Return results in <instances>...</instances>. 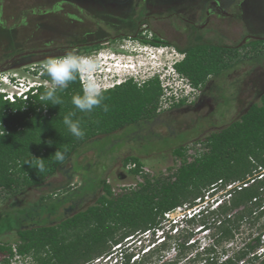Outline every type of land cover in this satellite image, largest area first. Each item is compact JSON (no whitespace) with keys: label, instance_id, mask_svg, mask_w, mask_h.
<instances>
[{"label":"trees","instance_id":"1","mask_svg":"<svg viewBox=\"0 0 264 264\" xmlns=\"http://www.w3.org/2000/svg\"><path fill=\"white\" fill-rule=\"evenodd\" d=\"M190 26L193 39L183 47L176 45L184 57L174 66L199 89L206 85L209 77L232 68L249 56V52L253 51L257 57L262 55V36L257 38L252 34L254 38L241 46L229 45L207 40L197 26ZM136 39L155 46L169 45L156 35L150 37L147 31L139 33ZM82 44H79L82 50L101 47L100 43ZM246 48L249 49L244 54L240 52ZM33 55L29 53L25 57ZM39 71L40 67L33 74ZM40 76L44 84L27 98L16 97L10 101L0 93L2 199L43 185L88 141L141 120H151L163 109L164 92L158 75L142 83L131 78L105 90L103 104L108 110L98 107L90 113L80 112L71 103L73 95L82 94L79 78L57 93L62 101L60 105L45 107L41 94L46 87L53 85L42 72ZM186 103V98L173 100L171 107ZM71 113H75L71 118L78 120L85 131L83 138L74 137L63 123L64 117ZM58 148L65 154L63 161L54 159L53 154ZM192 148L195 152L190 154ZM172 154L179 160V165L169 167L168 173L156 174L145 169L138 155H127L123 166L137 179L135 184L123 186L116 192L103 179V192L93 204L54 224L23 227L16 214L0 213V236L7 232L16 233L13 242L0 240V264H13L16 257L23 261L29 258L33 264H93L95 259L113 255L115 251L117 255L119 252L124 255L123 264H153L152 254L160 249L147 251L140 260L131 262L132 254L121 247L131 238L155 233L162 228L167 212L178 207L194 208L210 190L212 194L225 190L227 199L214 208L194 211L187 223L192 225L201 218L203 230L214 229L213 241L203 248L204 253L193 256L187 252L197 245L192 228H183L176 236L168 235L179 251L177 260L170 264H184L189 260H202L203 264H264V221L259 232L241 242L240 246L223 248L222 255L216 250L222 243L235 241L242 222L250 221L254 225L264 216V93L239 118L197 139L192 146L175 147ZM36 157L44 160L43 172L35 168ZM47 198L51 196L44 197ZM56 208L54 204L49 206L52 212ZM179 235L184 236L183 240H178ZM119 246L120 251L117 250ZM160 246L168 247L167 242ZM229 250L232 253L226 256Z\"/></svg>","mask_w":264,"mask_h":264},{"label":"rangeland","instance_id":"2","mask_svg":"<svg viewBox=\"0 0 264 264\" xmlns=\"http://www.w3.org/2000/svg\"><path fill=\"white\" fill-rule=\"evenodd\" d=\"M213 1L218 2L220 10H212L208 17ZM191 22L207 40L241 46L254 38L252 34L264 37V0H0V87H7L2 79L13 74L36 79L32 73L34 68L66 52L90 57L96 51L119 53L127 47L138 48L137 43L141 41L135 40L145 31L150 37L156 35L169 42L167 53L156 57L152 54L144 58L135 56V61H144L142 70L150 67L145 74H151L154 67L160 69L159 66L170 63L172 57L180 56L176 45L183 47L193 39ZM80 43H84L82 46L100 43L101 47L82 50ZM248 49L240 52L244 54ZM262 51L259 57L251 51L232 68L209 77L206 85L186 104L176 108L164 104L151 120H141L81 145L43 185L25 189L7 199L0 198V213L16 214L23 227L54 224L93 204L103 192V179L116 192L123 186L135 184L137 179L123 166L124 157L130 154L138 155L147 171L168 173L169 167L179 165L172 149L184 144L192 146L197 139L226 126L239 118L250 104L259 101L264 93V44ZM29 53L34 55L26 58ZM194 152L193 148L189 150L190 154ZM225 192L212 194L210 190L189 213L182 207L174 215L180 220L185 214L193 216L194 211L214 208L227 199ZM47 196L51 198L44 199ZM51 204L56 205L55 212L49 210ZM263 221L264 216L254 225L250 221L242 222L235 241L222 243L216 248L217 253L222 255L221 249L236 248L255 236ZM185 225L184 228L194 230L197 240L188 254L204 253L203 248L214 239V229L203 230L201 218L192 225L187 222ZM183 238L179 235L178 240ZM0 240L15 241V231L1 235ZM153 240L156 241L151 243V249L149 240L145 246L137 236L121 248H129L131 262L140 260L144 251L158 249L152 254L153 264H170L177 260L179 251L174 248L172 239L165 241L168 247L164 249L160 246L162 238L157 240L155 236ZM231 253L229 250L226 256ZM115 254L101 258L100 263L122 264L124 255ZM13 264L33 263L28 258L22 263L14 259ZM184 264H203V261L189 260Z\"/></svg>","mask_w":264,"mask_h":264},{"label":"clouds","instance_id":"3","mask_svg":"<svg viewBox=\"0 0 264 264\" xmlns=\"http://www.w3.org/2000/svg\"><path fill=\"white\" fill-rule=\"evenodd\" d=\"M139 40L140 39H136L135 41ZM137 44L138 48L137 46H133L132 48L127 47L124 49V52L119 53L110 51H96L94 55L87 57L78 55L75 52H66L63 55L48 58L46 62L40 66V68L42 74L50 78L53 87H46L45 91L41 94L42 104L45 107L49 104L60 105L62 101L57 93L67 89L70 83L76 81L79 78L82 82V94L73 95L71 98V103L75 106V108L78 109L80 112L84 113H90L98 107H103V110L107 111V105L103 104L105 90L113 88L116 85H119L131 78L134 79L136 82L142 83L143 81L152 78L156 75L160 77L162 73H166V75L171 78V72L168 73V71L171 69L179 73L176 70L174 64L182 60L184 54L180 52L178 53L176 51L177 54L180 55L179 57H172V59H170V63L165 62L162 66H159L161 67L160 69L154 67L153 69L155 70L152 71L151 74H145L150 70V67L148 70H142L141 67L144 65V61L140 59H136L135 61V56H140L139 58H144L145 55L152 54L156 57L157 55L167 53V50L165 49H167L168 46H155L149 43H144L142 41L138 42ZM35 69L36 68H34V70ZM41 72L39 71V73L35 75L37 77L36 79H30L28 77H25L26 85H29V87L25 90L27 95L36 93L39 87L44 84V81L40 79ZM179 74L182 75L181 73ZM7 77L9 78L2 79L7 87H0V93H3L5 95L12 91L16 92L17 89L14 87V84L17 83L18 77L24 76L13 74ZM73 115H75V113L66 115L63 119V123L74 137L78 139L83 138L85 135V131L81 127V124L78 120L74 121L71 118V116ZM53 155L54 159L57 161H63L65 159L64 152L61 151L59 148L55 151ZM36 158L37 160L35 161V168L37 171L43 172L45 170L44 160L38 157ZM28 163L31 164V162ZM193 209L194 208L184 207V211H188V213ZM190 217H192L191 214L189 216L188 214H185L184 218L180 219L178 222L173 221V219L167 218L163 220L162 228L155 230V233L148 232L149 236L144 238V240L146 239L150 241V244H148V246L150 247L149 249H151V243H154L156 241L153 240L155 239V236L157 240L162 238V240L160 241L161 243L159 242L160 245H162L165 241L169 240L168 235L176 236L177 233L179 234L180 230L186 226L185 224L187 222V219ZM175 229L177 230L175 231ZM173 231L175 232V234L172 233ZM117 249H120V246ZM125 249H127L128 253L129 248ZM119 254L122 255L121 252H119ZM121 255L117 256L121 257ZM105 256H103L102 259H104ZM18 258L19 257L15 258L16 260H18L17 262L22 263L23 260ZM105 263L108 264L107 262H104V264ZM93 264H95V262H93Z\"/></svg>","mask_w":264,"mask_h":264},{"label":"built area","instance_id":"4","mask_svg":"<svg viewBox=\"0 0 264 264\" xmlns=\"http://www.w3.org/2000/svg\"><path fill=\"white\" fill-rule=\"evenodd\" d=\"M171 72L172 77H168L166 73H162L160 75V81L161 86L163 88L164 95L162 97V108L164 104H169L173 102V100L178 101L181 98H186L188 101L191 97H194L196 95V92H198L199 88L195 87L188 78L180 75L179 73L173 71L172 69L168 71V73ZM8 79V78H7ZM14 87L17 89L16 92H9L5 95V98L9 99L10 101H14L16 97H22L27 98L28 95L25 92V90L29 87V85H26V78L25 77H18L17 83L14 84ZM180 207L169 211L165 214V217L167 219H173V221L178 222L179 216L174 215V212L179 209ZM149 233L142 237H138L139 241L141 243H144L146 246V241L144 240L145 237H148ZM107 257V255L105 256ZM104 257V258H105ZM101 258H97L94 260L95 264H102L100 263ZM104 264V263H103Z\"/></svg>","mask_w":264,"mask_h":264},{"label":"flooded vegetation","instance_id":"5","mask_svg":"<svg viewBox=\"0 0 264 264\" xmlns=\"http://www.w3.org/2000/svg\"><path fill=\"white\" fill-rule=\"evenodd\" d=\"M218 8H220V5L218 4V2H217V1H213V4L210 6V9H209L208 12H207L208 17H209L210 12H211L212 10H213V11H214V10H220V9H218ZM191 24L197 26L194 22H191ZM127 37H130V36L127 35Z\"/></svg>","mask_w":264,"mask_h":264},{"label":"water","instance_id":"6","mask_svg":"<svg viewBox=\"0 0 264 264\" xmlns=\"http://www.w3.org/2000/svg\"><path fill=\"white\" fill-rule=\"evenodd\" d=\"M257 38H260V37H257ZM262 38H264V37H262Z\"/></svg>","mask_w":264,"mask_h":264}]
</instances>
